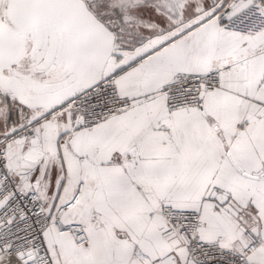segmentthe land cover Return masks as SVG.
Instances as JSON below:
<instances>
[{
  "label": "snow or ice",
  "instance_id": "1",
  "mask_svg": "<svg viewBox=\"0 0 264 264\" xmlns=\"http://www.w3.org/2000/svg\"><path fill=\"white\" fill-rule=\"evenodd\" d=\"M0 264H264V0H0Z\"/></svg>",
  "mask_w": 264,
  "mask_h": 264
}]
</instances>
